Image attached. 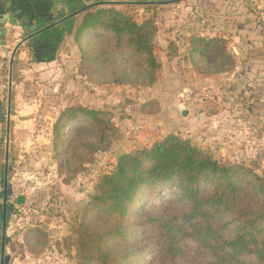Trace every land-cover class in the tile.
Instances as JSON below:
<instances>
[{"label":"rangeland","instance_id":"374dc122","mask_svg":"<svg viewBox=\"0 0 264 264\" xmlns=\"http://www.w3.org/2000/svg\"><path fill=\"white\" fill-rule=\"evenodd\" d=\"M97 1L117 6L99 5L88 13L116 11L138 23H154V51L161 67L157 81L138 88L102 84L103 78L83 63L81 48L100 42L103 31L77 35L82 13L65 32L53 69L40 70L21 46L9 93L12 51L26 28L11 27L9 34L0 35V200L5 204L7 188L10 210L5 264H81L77 228L100 178L114 171L122 154L150 148L171 134L221 163L257 169L264 178V0H79L74 8ZM247 9L257 16L254 30L261 37L256 40L247 38ZM231 30L242 31L241 39H225L217 32ZM197 39L204 42L195 53ZM2 41H9V47ZM73 107L105 113L113 130L107 149L92 154L84 147L83 158L69 170L55 151L54 126ZM64 133L79 147L95 140L85 125ZM165 190L161 186L150 199H140L144 204L165 201L170 193ZM2 235L0 226V258ZM195 247L193 243V251ZM139 264L156 263L145 256Z\"/></svg>","mask_w":264,"mask_h":264},{"label":"trees","instance_id":"16d2710c","mask_svg":"<svg viewBox=\"0 0 264 264\" xmlns=\"http://www.w3.org/2000/svg\"><path fill=\"white\" fill-rule=\"evenodd\" d=\"M99 5L117 6L97 2L75 13L86 14L80 37L103 31L100 42L81 48L89 72L101 76L102 84H154L161 68L154 23H138L116 11L88 13ZM200 42L193 44L195 53ZM106 116L81 107L61 114L54 133L63 167L70 170L82 159L84 147L92 154L108 148L113 129ZM82 125L95 140L79 147L64 132ZM161 186L170 192L168 199L144 204L140 198L150 199ZM77 230L81 264H139L145 256L156 264H264V178L257 169L221 163L171 134L118 158L114 171L100 178Z\"/></svg>","mask_w":264,"mask_h":264},{"label":"crops","instance_id":"0c3cea01","mask_svg":"<svg viewBox=\"0 0 264 264\" xmlns=\"http://www.w3.org/2000/svg\"><path fill=\"white\" fill-rule=\"evenodd\" d=\"M78 2L79 0H0V17L6 15L7 10L11 9L10 17L6 21L3 30L7 32V34H9L11 27L22 31L23 27H25V21H29L28 26L35 27V29L33 30L34 33L30 35L29 38L19 39L16 46L22 43L21 46L24 47L23 51H25L26 54L29 53L30 55H33L34 59H36L35 63L40 70L44 71L45 69H49V68L53 69L58 60L57 55L60 54V50L62 47L61 44L63 43V37L65 36V32H70L71 25L78 16L73 13L74 11L79 9V8H74L76 6V3ZM239 6L240 9L245 8V6L242 5ZM69 9H73V10H69ZM67 10L72 12L67 13ZM247 16L248 17L246 18V23H247L246 25L248 26L247 28L249 30L246 31L248 34L247 38L249 40L250 39L256 40L255 38L261 37L260 33L257 30H254V28H257V24L254 19L257 16L251 10H248ZM44 18H51L53 21L54 20L56 21V22L54 21L55 22L54 24L48 26L51 27L49 29L50 33L46 35L44 33H39L42 30H36L38 26H35V24L37 25V23ZM16 20L19 21L18 22L20 23L19 26H16L14 24ZM217 32L219 35L222 34L223 35L222 37L225 39L230 37L233 39L236 38L241 39L242 37L241 35L243 33L242 31H238V30L236 31L231 30L230 33L229 31H227L226 33L224 32L221 33V31H217ZM211 35L216 36V34H211ZM9 43H10L9 41H3V44L5 45L4 47H9L8 45ZM262 46L264 47V44H262ZM263 47L262 50H264ZM14 50L12 51V55ZM252 51L253 50H251V53ZM12 55L10 59L11 61H12ZM11 61H10V72L11 69L13 68V64H11ZM9 87H10V83H9ZM9 93H11V91ZM1 108H2V101L0 100V113H1V117H3L4 115L1 111ZM9 109H10V99H9L8 111ZM7 116H8V112H7ZM3 118H1V120ZM10 124H11V109H10Z\"/></svg>","mask_w":264,"mask_h":264},{"label":"water","instance_id":"95a60500","mask_svg":"<svg viewBox=\"0 0 264 264\" xmlns=\"http://www.w3.org/2000/svg\"><path fill=\"white\" fill-rule=\"evenodd\" d=\"M111 4H114V3H111ZM10 13H11V9H8L7 10V14L0 17V27H1V34H5V31L3 30V27L6 23V21L9 19L10 17ZM63 21V20H62ZM61 21V22H62ZM54 26V25H53ZM51 27H45L44 29H42V31H40L39 33H45V32H48L49 29ZM33 31L32 28L29 29V32ZM29 38V37H27ZM22 45V43L18 44L13 52V55H12V61H11V64H13V60L15 58V55L18 51V49L20 48V46ZM11 86H12V69H11V72H10V91H11ZM0 116H1V113H0ZM7 130H8V139H9V130H10V109L8 111V116H7ZM8 146H9V141L7 142V155H6V177H7V174H8ZM7 185V179H5V187ZM7 190V188H5ZM6 193V192H5ZM6 198H7V195L5 194V204H6ZM5 230H6V225H5V216H4V227H3V235L1 238H3V243H2V246H1V258H0V264H5V259H4V255H5Z\"/></svg>","mask_w":264,"mask_h":264},{"label":"flooded vegetation","instance_id":"af4514ba","mask_svg":"<svg viewBox=\"0 0 264 264\" xmlns=\"http://www.w3.org/2000/svg\"><path fill=\"white\" fill-rule=\"evenodd\" d=\"M179 2V1H181V0H172V1H169V2H162V1H156V0H154V1H148V2H146V3H152V4H163V3H170V2ZM83 10V8H81V9H78V10H76V11H74L73 13L75 14V13H77V12H79V11H82ZM49 19H51V18H44V19H42L41 21H39L38 23H37V25L35 24V26H38L37 27V29L36 30H42V29H44L45 27H48V26H50V25H52V24H54L55 22L51 19V21H53V22H49ZM28 23H29V21H25V28H26V31H25V36H24V39L25 38H27V37H29L30 35H32L33 33H34V31H32V32H29V29L30 28H32L33 30L35 29V27L34 26H28ZM36 30H35V32H36ZM0 35H2L1 34V31H0ZM3 42V41H2ZM2 46H5L3 43H2ZM20 48H21V46H20ZM19 48V49H20ZM18 49V50H19ZM18 52V51H17ZM6 192V193H5ZM5 194L7 195V190L4 188V192H3V196H2V199H4L5 198ZM6 200H7V198H6ZM9 208H8V206H7V203L6 204H4L3 203V200H2V202H1V200H0V226H1V229H2V231H3V227H4V216H5V225H6V228H7V222H8V217H9ZM0 241H2L1 239H0Z\"/></svg>","mask_w":264,"mask_h":264},{"label":"built area","instance_id":"2783aa9c","mask_svg":"<svg viewBox=\"0 0 264 264\" xmlns=\"http://www.w3.org/2000/svg\"><path fill=\"white\" fill-rule=\"evenodd\" d=\"M211 99H214V98H211Z\"/></svg>","mask_w":264,"mask_h":264}]
</instances>
